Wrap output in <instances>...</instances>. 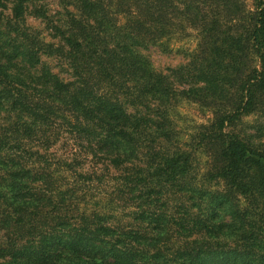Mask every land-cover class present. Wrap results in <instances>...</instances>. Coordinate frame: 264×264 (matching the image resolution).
<instances>
[{
  "label": "trees",
  "instance_id": "obj_1",
  "mask_svg": "<svg viewBox=\"0 0 264 264\" xmlns=\"http://www.w3.org/2000/svg\"><path fill=\"white\" fill-rule=\"evenodd\" d=\"M252 1L0 0V264H264V0ZM188 38L168 73L139 52ZM181 102L207 122L185 130ZM62 135L73 143L57 156ZM105 158L117 187L102 204L90 197L102 176L81 169Z\"/></svg>",
  "mask_w": 264,
  "mask_h": 264
},
{
  "label": "rangeland",
  "instance_id": "obj_2",
  "mask_svg": "<svg viewBox=\"0 0 264 264\" xmlns=\"http://www.w3.org/2000/svg\"><path fill=\"white\" fill-rule=\"evenodd\" d=\"M245 5L248 8H252L254 2L252 0H243ZM40 6H43L45 9L48 10V14L50 17H52L53 21L56 22L58 19H61V17L65 16L64 8H62V5L59 2L55 1H48L44 3H40ZM1 11V9H0ZM10 11L7 10L4 13L10 14ZM61 14V15H59ZM27 25L32 28V30H35L38 34H40L41 38H44V40L48 42H57L54 40L53 37V30L49 29L48 25L45 21L42 19H37L34 16H27ZM174 45H172V48L176 49V51L165 54L161 52L157 48H149L146 50H140L139 52L145 57L155 68V70L168 73L169 71L178 68L179 66L185 64L187 62V59L183 52L185 51H192L195 46L196 42L193 38H188L182 41H174ZM178 50V51H177ZM50 66L53 68L54 73L59 74L61 77L67 78L68 74L66 71L65 65L61 64L59 61H53L49 60L48 62ZM179 114L182 117V120L180 121L183 123V128L185 130H188L189 128H194L197 124H202L207 122L210 115H206L202 113L198 106L189 102H181V104L178 106ZM249 121H253V118L247 119ZM190 129L189 131H192ZM58 143H56L52 148H50L49 152L60 156L61 154L65 153L67 150H69V146L65 145L64 142H67L71 146L73 143L72 139L67 138L66 135H62ZM86 157V156H82ZM204 160V159H203ZM96 171L98 174V177H101V180H98V182H95L94 184H91V188H95L94 191L91 192V196H94L95 200L98 201L99 199H103L100 201V203H104L107 201V198L112 197L114 193V189H116L117 184L115 182V175L117 172L115 171L114 167L111 164V161L108 158H105V160H100L97 162V164L87 163L84 168L81 169V171L89 173L90 171ZM92 200V198H91ZM83 204V203H82ZM93 204L87 206L85 209L91 208ZM80 209H84L83 206H79Z\"/></svg>",
  "mask_w": 264,
  "mask_h": 264
}]
</instances>
